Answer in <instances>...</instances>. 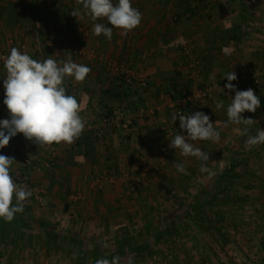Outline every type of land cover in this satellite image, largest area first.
<instances>
[{
  "label": "crops",
  "instance_id": "0c3cea01",
  "mask_svg": "<svg viewBox=\"0 0 264 264\" xmlns=\"http://www.w3.org/2000/svg\"><path fill=\"white\" fill-rule=\"evenodd\" d=\"M14 2V6H0V54L16 47L38 60L60 56L91 68L83 82L66 77L64 85L81 106L80 115L86 122L81 138L91 151H85L83 145L54 143L58 147L55 154L59 156V181L70 179L71 187L79 194L75 202L80 207L73 211L69 206L68 210L65 208L64 214L73 212V220L69 219L70 225L64 228L52 224L51 214H40L47 226L38 231L31 226L33 220H39L37 214L17 213L11 230L26 240L16 238L12 244H6L1 238L0 261L5 260L8 251L17 263L24 251L42 248L63 252L64 256L74 258L76 264H95L94 259L111 260L119 255L128 264L127 251L140 252L148 242L136 233L132 234L140 242H132L126 236L127 230L116 226H98L102 213L108 224L117 212L127 214L122 210L115 212L124 203L123 211L135 204L133 215L139 218L142 215L148 220L170 218L167 225L161 221L157 225L154 247L162 250L163 232L167 228L166 234L171 235L170 249L174 251L173 264H264V144L246 148L248 137L239 131L244 126L231 123L224 126L228 119L226 108L235 93L223 87L227 83L225 73L233 71L238 80L232 83L240 90L249 87L255 90L261 98V107L254 113L246 110L242 115L254 119L247 126L249 134L264 129V0H215L210 6H197L193 0H132L133 7L142 13V21L126 35L117 28H113L111 40L103 34L88 38L80 36L84 32L76 31L80 35L68 38L59 32L55 38L48 35L52 41L34 33L31 36L11 33L9 27L31 8L42 13L43 26L55 31L57 27H65L64 13L69 6L74 3L84 9L81 0ZM97 22L112 27L106 18ZM51 45L56 48L50 49ZM193 60L202 65L196 79L188 68ZM126 69L144 75L147 83L136 81L125 89L120 88L117 80L125 75ZM5 77L3 62L0 119L8 118L3 103ZM208 82L217 83L218 87L201 106L218 126L221 136L218 141L194 143L208 153L209 159L185 157L179 149L171 148V157L160 162L167 141L165 128L175 124L170 105L180 97L179 89L183 85L194 87ZM219 101L224 103L221 108L216 106ZM120 104L129 106L127 117L136 116L134 125L124 129L112 124L106 130V138L95 142L105 108L112 111ZM181 132L179 128L178 133ZM32 143L33 140L18 133L0 149V154L15 153L21 144L26 145L25 149L33 148ZM178 162L185 164L188 174L176 171ZM158 163L161 164L156 169ZM101 201L104 206L99 204ZM165 203L170 204L171 210ZM146 230L145 226V235ZM121 231L123 238L119 237ZM31 232L41 234L43 240L38 234L31 237ZM37 240L38 244H32ZM50 258L48 254L40 263L50 264L53 262Z\"/></svg>",
  "mask_w": 264,
  "mask_h": 264
},
{
  "label": "clouds",
  "instance_id": "9594fccd",
  "mask_svg": "<svg viewBox=\"0 0 264 264\" xmlns=\"http://www.w3.org/2000/svg\"><path fill=\"white\" fill-rule=\"evenodd\" d=\"M81 3L93 21L95 35L103 34L108 40L112 39L113 28L122 29L126 35L142 21V13L133 7L132 0H81ZM71 14L78 16L80 11L74 9ZM104 18L112 27L97 22ZM4 69L3 103L8 109V118L0 119V149L7 146L18 133L39 145L61 142L72 144L81 136L86 123L80 115L82 109L77 98L68 94L64 85L66 77L83 82L91 72L88 65L77 63L71 58L61 59L60 56L54 59L51 55L47 59L38 60L27 51L13 47L4 59ZM224 77L227 78L224 89L235 93L227 105L228 119L224 126L229 123L243 125L239 131L248 137L246 148L248 145L264 144V129H258L254 135L249 134L247 126L254 119L242 115L246 110L254 113L261 107L260 96L251 87L240 90L237 84L232 83L238 80L235 72L225 73ZM216 106L223 107V101L217 102ZM177 120L182 132L170 139V147L179 149L182 156L207 161L208 153L194 142L218 141L221 136L218 126L203 111L174 113L173 123ZM14 161V157L0 154V218L6 222H11L17 213H22L23 202L32 196L31 191H26L15 181L12 175ZM175 167L178 173L188 174L183 162L176 163ZM201 170L206 171V168ZM95 264H120V257L113 256L111 260L100 258ZM128 264H134L133 258H129Z\"/></svg>",
  "mask_w": 264,
  "mask_h": 264
},
{
  "label": "rangeland",
  "instance_id": "374dc122",
  "mask_svg": "<svg viewBox=\"0 0 264 264\" xmlns=\"http://www.w3.org/2000/svg\"><path fill=\"white\" fill-rule=\"evenodd\" d=\"M36 1H40V0H36ZM67 1L69 2V0ZM73 1L74 0H70V2H73ZM214 1L215 0H193V3L196 4L197 6H210L212 3H214ZM14 3H15L14 0H9V1L0 0V6H14ZM74 9H78L81 14L78 16H73L71 13ZM34 13L35 15L33 14V10L31 8L26 10V14L24 15V17L22 16V18L18 20L17 23L16 22L11 23L12 27L11 28L9 27V31L11 33L14 31V33L17 32V34L21 33L23 35H28V36H31L34 33L38 35V37H40L41 39L46 37L47 38L46 40H49V41L50 40L52 41L53 38L51 39L50 37H48V35L50 36L52 35L54 37V35L59 34V32L64 34L68 38L69 37L71 38L74 35H80V33L77 34V32L82 31L85 34L83 33V35L81 34L80 36H87L88 38L90 37L96 38L95 33L93 31V27H92L93 21H91L85 9L81 10L80 7L75 6L74 3L72 6H69V8L67 9V12L65 13L66 14L65 16L71 17L70 19H67V18L65 19V22H66L65 27H62V28L57 27L55 31H51V29L49 30L48 26H43V23L41 22L42 20L40 19L42 17L41 16L42 13L41 14L39 13L40 16L38 14V10H34ZM67 25L68 27H66ZM6 29H8V27ZM59 29L61 31H59ZM51 46L52 47H50V49L56 48L55 45L54 46L51 45ZM10 49L8 48V51ZM8 51L7 52L4 51L1 54L8 55L10 52ZM82 51L84 52L87 50L82 49ZM104 112L105 114L107 113L106 108ZM101 119H102L101 127L98 129V134H96L98 139H96L97 141L95 142L97 143L98 141H103V139L106 138L105 137V134L107 133L106 130L108 126L109 127L112 126V124L110 123L106 125V122L103 121L104 118L102 116H101ZM85 142L86 140L81 138L80 136L71 145L73 146L83 145V147L85 148V151H88L90 149L87 147V145H85ZM25 146L26 145H22V144L18 146L15 153L14 152L9 153L8 151L7 152L5 151L6 154L4 153V155L11 156L16 159V161H14L12 165V175L15 181L18 184H20L22 187H24L26 191L32 192V196L23 202L24 204L23 212H26V211L32 212L34 214H37V216H39V220H36V221L33 220L34 225L31 224V226H33V229L36 231H38V229H40L41 227L47 226V224L43 221L44 219L40 217V214L42 216L46 214L48 215L51 214V216H53V219H51V222H53L52 224L56 226H62V228L69 226L70 220L71 221L73 220V218L71 217V214H73V212H70V213L67 212V214H64V213L68 210L67 206H69V208L72 211L74 209H77L78 206L80 207V205L75 202L79 199V194L78 192H76L75 188L71 187L70 182H69L70 179H68L67 177H66L67 178L66 182L65 180L61 182L59 181L61 178L59 175L60 173H58V168L60 167L59 156L55 154L58 147L56 145L51 147L50 145H47V144L39 145L34 141L32 143L33 148L25 149L24 148ZM168 150H169L168 155L161 153L162 156L164 155L165 156H164V160H161L159 158L160 162H163V161L166 162L167 159L171 157V152H172L171 147H168ZM49 151L51 152H50V155L48 156L47 154ZM85 154L88 155L89 153L88 154L85 153ZM160 164L161 163L156 164L155 168L159 169ZM20 176H27V180H28L27 185L21 184V178H19ZM137 183L139 184V182ZM168 192L170 193V191ZM39 198H41L42 201H40ZM52 199H55L54 204L52 203ZM99 204L104 206L103 201H101V203ZM123 204L121 203V206H117L118 208L115 209V212L122 210V212L128 214V215L124 214V215H127L128 217L127 216L124 217L123 214L117 212L116 214L118 215H116V217L113 219V222L112 223L110 222V224H108L107 219H105L102 213L100 214V218L98 219V223H99L98 226H110V225L116 226L118 228L127 230L126 236H128L132 240V242L134 241L140 242L138 241V236L139 238L141 239L143 238L144 241L148 242L146 243L147 247L142 249L140 252L137 250L127 251V253H129V256L126 257V261L128 262L129 258H133L134 264H173L175 263V257H172L173 256L172 253L174 251L171 250L172 248L170 249L171 235L168 233L166 234V231L169 232L167 228H165L163 232V238H162L163 244H162V247H160L162 248V250L160 249L156 250L154 247V242L156 238L154 233H155V229L158 230L157 225L160 224V221L164 225H167L168 224L167 221L170 218L165 216L164 218H166V220L161 219L162 217L159 219L157 218L156 220L154 219L148 220L144 218V215H142V217L139 218L133 215L135 204H130L131 205L130 208L131 210L133 209V211H129L130 208H126V211H123L122 209ZM165 205L168 209H170V204L165 203ZM114 206H116V204ZM95 207L96 206H93V209ZM101 210H103V208H101V206L100 208L98 207L99 213H101ZM1 222L3 223L0 225V230L2 232L0 236V240L2 238V243L12 244L14 242V239L16 238L17 240L21 239V241L24 239L23 237L21 238V235L16 236L15 231L12 232L11 228L14 225V219L11 222H6V221L3 222V220H1ZM145 226L147 229L146 232L148 233V234L146 233V235L144 234ZM49 232L50 230H48L47 232L48 235H50ZM123 232L124 231H121L119 235L120 238H123ZM132 233H136L138 236L136 237V234L134 235ZM30 234H31V237H33L34 234H38V233L31 232ZM36 236L37 237L39 236L40 237L39 239L43 240L42 238L43 236H41V234H38ZM134 237L136 238V240ZM151 239L152 241L153 240L154 241L153 242L149 241ZM25 240L26 238L23 241ZM38 243L39 241L37 240L36 243H34L33 241L32 244L35 245ZM49 252L50 251L42 250V248L41 249L35 248L28 252L24 251L23 257H21V260H19L20 262L16 263V262H13L14 256L12 257L11 255L12 252L8 251L5 253L6 255L5 260L4 261L1 260L0 262H3L2 264H20V263L21 264H26V263L27 264H41L42 260L45 261V257L48 258V254H50L51 255L50 259L53 260V262H51L50 264H76L74 258H71V257L68 258L67 256H64L62 254L63 252H50V253ZM59 254H62V257H59L60 256ZM119 257H120V264H124L125 263L124 259H121L122 256L119 255ZM96 260L97 259H94L95 262Z\"/></svg>",
  "mask_w": 264,
  "mask_h": 264
},
{
  "label": "built area",
  "instance_id": "2783aa9c",
  "mask_svg": "<svg viewBox=\"0 0 264 264\" xmlns=\"http://www.w3.org/2000/svg\"><path fill=\"white\" fill-rule=\"evenodd\" d=\"M185 51H189V47L185 45L184 47ZM7 57V55L0 54V66L4 62V59ZM188 68L190 70V75L193 78H198L201 70L202 65L201 62L198 60H193L188 63ZM122 81H124L127 84H133L134 82H139L140 84L145 85L147 83L146 78L143 75L138 74L137 72H134L131 69H126L125 75L122 77ZM217 83H206L203 84H197L194 87L193 86H187L186 89L182 91L180 94V97L175 100L171 105L172 113H182V114H189L194 111H203V107L201 104L206 101L208 98H210L212 92L217 89ZM129 111V106L127 104H120L118 105L114 110L112 115H108L107 113L103 116L104 120L107 124H116L119 127H123L124 129L130 128L132 125H134V119L136 116H130L127 117L126 113ZM179 132V120L175 122L173 126H170L169 128H165V136H166V144L164 145V148L161 153L167 154L169 153L168 147H170V139H172L177 133ZM165 156V155H164ZM164 156L162 154L160 155V159L164 160ZM21 178V184L27 185L28 180L27 176H20ZM40 201H42L41 198H39Z\"/></svg>",
  "mask_w": 264,
  "mask_h": 264
},
{
  "label": "trees",
  "instance_id": "16d2710c",
  "mask_svg": "<svg viewBox=\"0 0 264 264\" xmlns=\"http://www.w3.org/2000/svg\"><path fill=\"white\" fill-rule=\"evenodd\" d=\"M39 13L41 14V12L38 11V14H39ZM65 13H66V12H65ZM65 13H64V14H65ZM33 14L35 15V13H34V9H33ZM40 14H39V16H40ZM65 15H66V14H65ZM63 16H64V15H63ZM65 17H66L67 19H69V16H65ZM35 18H36V17H35ZM41 18H42V17H41ZM41 18H40V19H41ZM120 79H121V80H120ZM122 80H123L122 77H119V78H118V80H117V81H119V84H118V85L120 86V88L125 89V88L128 86V84L125 83V82L122 81ZM117 83H118V82H117ZM186 88H187V85H183V87L180 88L179 91H178V92H179V95H180V94L182 93V91H183L184 89H186ZM112 111H113V110H112ZM112 111L110 110V108H107V112H108L107 114H108V115H110V114L112 113ZM109 112H111V113H109ZM88 148H89V146H88ZM89 149H90V148H89ZM89 151H91V150H89ZM87 153H88V152H87ZM90 154H91V153H90ZM90 154H88V156H90ZM67 207H68V206H67ZM67 207H66V208H67Z\"/></svg>",
  "mask_w": 264,
  "mask_h": 264
}]
</instances>
